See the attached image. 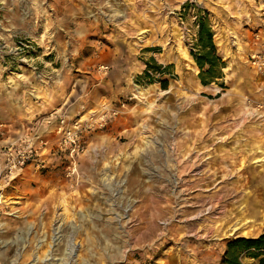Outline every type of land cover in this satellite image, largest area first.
Instances as JSON below:
<instances>
[{
    "label": "rangeland",
    "instance_id": "rangeland-1",
    "mask_svg": "<svg viewBox=\"0 0 264 264\" xmlns=\"http://www.w3.org/2000/svg\"><path fill=\"white\" fill-rule=\"evenodd\" d=\"M199 10L225 63L208 86ZM263 13L264 0H0V155L35 135L44 161L12 182L0 169V264H224L230 242L263 235L248 62ZM60 117L93 120L83 152L61 150Z\"/></svg>",
    "mask_w": 264,
    "mask_h": 264
},
{
    "label": "built area",
    "instance_id": "built-area-1",
    "mask_svg": "<svg viewBox=\"0 0 264 264\" xmlns=\"http://www.w3.org/2000/svg\"><path fill=\"white\" fill-rule=\"evenodd\" d=\"M248 62L256 75L258 91L262 96V100L257 104L256 110L264 114V45L258 53L250 56ZM102 69L104 70L105 68L101 67ZM88 121V123L79 121L69 123L66 118H59L58 131L61 150L69 151L72 155L84 151L82 143L83 133L90 130L93 126V123H90L91 120ZM38 139L35 135H25L15 144L7 145V148L3 150L0 155V169H2V172L7 173V178L11 180L16 177L19 171L26 166L37 165L40 167V164L43 165L44 161L41 159L43 154H41L39 151L40 147L37 145Z\"/></svg>",
    "mask_w": 264,
    "mask_h": 264
},
{
    "label": "trees",
    "instance_id": "trees-1",
    "mask_svg": "<svg viewBox=\"0 0 264 264\" xmlns=\"http://www.w3.org/2000/svg\"><path fill=\"white\" fill-rule=\"evenodd\" d=\"M184 8H187L185 6ZM197 37L192 50V56L200 70L199 78L204 86H208L217 79L223 77L222 70L225 68V63L219 55L217 47L214 43V31L210 24L207 15L201 13L196 20ZM147 64V69L144 72L143 79L152 80L150 71L161 70V67ZM164 89L167 87V82H163ZM246 253L250 258L259 260V264H264V234L257 239H237L229 243L227 253L225 255L224 264H241L240 256Z\"/></svg>",
    "mask_w": 264,
    "mask_h": 264
},
{
    "label": "bare ground",
    "instance_id": "bare-ground-1",
    "mask_svg": "<svg viewBox=\"0 0 264 264\" xmlns=\"http://www.w3.org/2000/svg\"><path fill=\"white\" fill-rule=\"evenodd\" d=\"M182 1V0H181ZM261 10H262V8H261ZM237 44H238V42H237ZM140 93V92H139ZM107 110V109H106ZM93 121V120H92ZM92 121H90V123L92 122ZM259 162H264V159H261V160H257V161H255L254 162V164H256V163H259ZM193 164H194V162H193ZM192 167V166H191ZM186 169V168H185ZM17 178V176L16 177H14V178H12L11 180H10V182H12L13 180H15Z\"/></svg>",
    "mask_w": 264,
    "mask_h": 264
},
{
    "label": "crops",
    "instance_id": "crops-1",
    "mask_svg": "<svg viewBox=\"0 0 264 264\" xmlns=\"http://www.w3.org/2000/svg\"><path fill=\"white\" fill-rule=\"evenodd\" d=\"M239 41V40H238ZM238 46H239V43H238ZM242 49V48H241ZM260 49L261 48H258L257 50H255L253 53H256V52H259L260 51ZM252 54H250V56H251ZM249 57V56H248ZM249 59V58H248ZM258 93H259V91H258Z\"/></svg>",
    "mask_w": 264,
    "mask_h": 264
}]
</instances>
